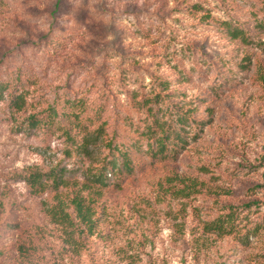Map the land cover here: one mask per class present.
Instances as JSON below:
<instances>
[{
  "label": "rangeland",
  "instance_id": "374dc122",
  "mask_svg": "<svg viewBox=\"0 0 264 264\" xmlns=\"http://www.w3.org/2000/svg\"><path fill=\"white\" fill-rule=\"evenodd\" d=\"M0 81V264H264V0H0ZM10 92L25 95L20 112ZM67 100L130 172L93 183L111 157L77 147ZM50 107L69 136L23 131ZM160 107L165 135L150 127ZM180 114L184 140L166 149ZM52 169L62 187L42 195L21 179ZM234 213L232 235L205 227Z\"/></svg>",
  "mask_w": 264,
  "mask_h": 264
},
{
  "label": "trees",
  "instance_id": "16d2710c",
  "mask_svg": "<svg viewBox=\"0 0 264 264\" xmlns=\"http://www.w3.org/2000/svg\"><path fill=\"white\" fill-rule=\"evenodd\" d=\"M226 33L231 38H238L241 41H243L246 44L252 43V40L250 36L247 34L245 30L242 28L232 25V24H225ZM8 86H6L5 82L0 81V102H2L5 99V92H7ZM8 107L13 112H20L24 109L26 105V98L23 92L17 93V94H8ZM163 98V99H162ZM161 98L160 102L162 100L164 101V96ZM152 102L154 104L159 103V100L157 99V96H154L152 98ZM70 111L69 112H61V114L64 115L65 119L69 120L72 124L75 126H81L85 129V132L83 136H81L79 143L77 144L78 148L81 149V151L85 154L88 152V148L90 145L95 146L96 144H103L109 151L110 159H106V156L103 157L102 163L99 165V170L94 174L96 176V179L94 180V184H103L106 185V172L108 170L111 171V174H117L118 171L121 169H124L125 171L130 172L132 170L131 160L125 150L120 148L119 146L115 145L114 138L111 137L109 139V136L106 134L104 127L102 124L98 125L97 127L93 128L92 130H87V122L89 120L87 119V122H83L82 119L84 117L82 116L83 111V104L81 101H71L67 100L64 101ZM173 109H175L172 106ZM177 110V109H175ZM168 109H165V107H160L159 109H156L155 111H149V115L151 116L152 121L150 127L155 128V126L160 125V127H163L161 129V133L165 135V127L164 123L166 124V121L163 122L159 121L158 116L163 115V113H167ZM178 111V110H177ZM61 117L58 116L57 111L55 108H49L45 111V114L42 116V118H39L38 116H30L26 119V121H23L25 126L23 128V131H26L27 133H30L32 131H35L36 129L40 128L42 130L50 129L53 126L59 125L61 127V130L63 129L65 131V134L69 136V131L63 128ZM186 120H189V117L187 114H180L178 115V118H176L174 121L177 124L176 126L173 124H168L166 127L168 138L171 137L169 135L174 134V138L178 139V142H173L171 146V141L168 146H165V142L161 144V146H165V148H172L174 145L180 144L184 137H182V132L184 130V125H187ZM169 126V127H168ZM58 127V126H57ZM179 129V130H178ZM60 130V129H59ZM153 131V130H152ZM165 137V136H164ZM172 138V137H171ZM173 139V138H172ZM171 139V140H172ZM115 142V143H114ZM167 145V144H166ZM61 171L58 169H52L44 174H35L31 173L29 175L21 176V179L26 183L29 191L34 195H42L46 193L49 190H57L59 187H62V181L58 178ZM61 203V202H60ZM60 203H58L60 205ZM72 204H75L77 217L80 218L82 221H86V212H83L82 209V203L79 200H72ZM88 210V207H86V211ZM60 215H58L59 218H62L66 221V218L62 216L64 213L63 208L59 209ZM67 217V216H66ZM238 218V213L229 214L225 217H220L215 220H211L206 223V228L209 229L210 232L219 234V235H232L236 232L235 227V221Z\"/></svg>",
  "mask_w": 264,
  "mask_h": 264
}]
</instances>
